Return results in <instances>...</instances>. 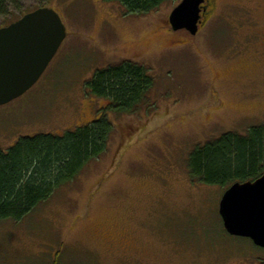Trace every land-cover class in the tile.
I'll list each match as a JSON object with an SVG mask.
<instances>
[{"label": "rangeland", "instance_id": "374dc122", "mask_svg": "<svg viewBox=\"0 0 264 264\" xmlns=\"http://www.w3.org/2000/svg\"><path fill=\"white\" fill-rule=\"evenodd\" d=\"M11 1L0 24L48 7L67 38L40 81L0 106V148L103 114L113 131L76 179L0 223V264H264V249L225 231L228 188L195 182L188 167L198 146L264 124V0H212L196 35L169 22L183 0L142 15L105 0ZM124 61L146 67L154 86L116 115L87 83Z\"/></svg>", "mask_w": 264, "mask_h": 264}, {"label": "trees", "instance_id": "16d2710c", "mask_svg": "<svg viewBox=\"0 0 264 264\" xmlns=\"http://www.w3.org/2000/svg\"><path fill=\"white\" fill-rule=\"evenodd\" d=\"M105 1L142 15L175 0ZM11 5V0H0V16L11 15ZM16 7L20 10L19 5ZM19 19L3 22L0 29ZM153 86L154 78L147 68L132 61L98 70L87 83L94 96L109 100L110 111L116 115L134 112ZM112 131V121L103 114L72 131L24 137L8 151L0 148V223L23 220L76 179L87 164L106 152ZM188 167L195 182L210 186L229 188L237 182L258 179L264 174V124L252 127L246 135L230 132L198 146L189 157Z\"/></svg>", "mask_w": 264, "mask_h": 264}, {"label": "water", "instance_id": "95a60500", "mask_svg": "<svg viewBox=\"0 0 264 264\" xmlns=\"http://www.w3.org/2000/svg\"><path fill=\"white\" fill-rule=\"evenodd\" d=\"M204 2L183 0L169 18L173 30L196 35ZM66 38L60 15L48 7L0 29V106L22 97L40 81ZM219 211L228 234L250 239L264 249V174L228 188Z\"/></svg>", "mask_w": 264, "mask_h": 264}, {"label": "flooded vegetation", "instance_id": "af4514ba", "mask_svg": "<svg viewBox=\"0 0 264 264\" xmlns=\"http://www.w3.org/2000/svg\"><path fill=\"white\" fill-rule=\"evenodd\" d=\"M211 2H212V0H205V2L202 5V12H201L202 23H204L205 20L207 22V19H208L207 15L210 14L209 9H210V6L212 5Z\"/></svg>", "mask_w": 264, "mask_h": 264}]
</instances>
